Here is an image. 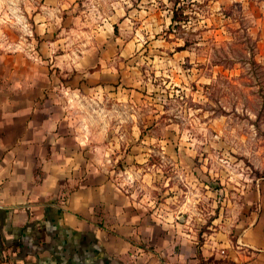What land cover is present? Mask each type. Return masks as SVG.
<instances>
[{"label": "rangeland", "instance_id": "1", "mask_svg": "<svg viewBox=\"0 0 264 264\" xmlns=\"http://www.w3.org/2000/svg\"><path fill=\"white\" fill-rule=\"evenodd\" d=\"M1 64L83 139L85 182L198 236L263 211L264 0H0Z\"/></svg>", "mask_w": 264, "mask_h": 264}, {"label": "crops", "instance_id": "2", "mask_svg": "<svg viewBox=\"0 0 264 264\" xmlns=\"http://www.w3.org/2000/svg\"><path fill=\"white\" fill-rule=\"evenodd\" d=\"M6 67L1 64L0 70ZM36 84L13 80L8 98L0 84V260L264 264V193L259 194L263 211L248 217L252 223L199 236L178 222L147 214L144 206L123 197L108 176L85 182L91 163L82 155L83 139L70 144L64 117L42 106L38 90L44 85Z\"/></svg>", "mask_w": 264, "mask_h": 264}, {"label": "trees", "instance_id": "3", "mask_svg": "<svg viewBox=\"0 0 264 264\" xmlns=\"http://www.w3.org/2000/svg\"><path fill=\"white\" fill-rule=\"evenodd\" d=\"M178 19H179V14H178V9L176 8L174 10V15L172 17V21H173L172 24H174V26L173 27L171 26V30H175L176 26H178V25H176V22H177ZM184 48H185V46H182L179 49H184Z\"/></svg>", "mask_w": 264, "mask_h": 264}, {"label": "built area", "instance_id": "4", "mask_svg": "<svg viewBox=\"0 0 264 264\" xmlns=\"http://www.w3.org/2000/svg\"><path fill=\"white\" fill-rule=\"evenodd\" d=\"M0 264H9V263H8L7 260L4 258V259L0 260Z\"/></svg>", "mask_w": 264, "mask_h": 264}]
</instances>
